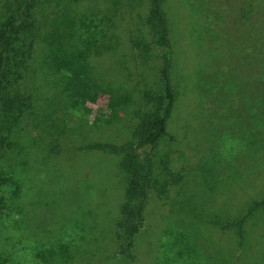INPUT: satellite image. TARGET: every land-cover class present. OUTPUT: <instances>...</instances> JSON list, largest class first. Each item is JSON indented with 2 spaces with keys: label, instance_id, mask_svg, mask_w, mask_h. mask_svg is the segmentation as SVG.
<instances>
[{
  "label": "rangeland",
  "instance_id": "1",
  "mask_svg": "<svg viewBox=\"0 0 264 264\" xmlns=\"http://www.w3.org/2000/svg\"><path fill=\"white\" fill-rule=\"evenodd\" d=\"M167 10L181 86L170 124L176 140L161 151L184 177L166 195L151 193L136 259L114 257L124 199L118 159L76 149L94 139L131 138L137 91L155 81V62L136 60L125 25L117 50L89 58L88 72L78 77L88 95L80 98L67 80L72 71H63V78L42 64L46 46L36 43L25 86L37 113L29 116L25 148L14 159L13 187L20 194L11 219L24 227L9 241L23 244L11 256L0 251V263H42L43 250L67 243L73 258L58 264H264V211L249 219L242 241L235 229L219 224L238 219L252 199L264 197V0H167ZM129 91L133 102L113 100ZM56 103L58 115L50 117L65 132L52 136L40 123ZM51 141L58 153L50 152ZM3 189L12 200L11 187Z\"/></svg>",
  "mask_w": 264,
  "mask_h": 264
},
{
  "label": "trees",
  "instance_id": "2",
  "mask_svg": "<svg viewBox=\"0 0 264 264\" xmlns=\"http://www.w3.org/2000/svg\"><path fill=\"white\" fill-rule=\"evenodd\" d=\"M143 7H146L145 11ZM124 27L130 47L136 51V60L143 65L155 62V81L152 86L144 85L137 91L139 104L134 111L137 123L131 138L121 143L94 139L76 147L79 151L102 152L118 159L124 199L114 226L117 239L114 257L136 259L135 247L146 222L151 193L156 191L159 196L166 195L171 185H177L183 179V173L169 166V153L161 151L162 145L176 140L170 124L179 104L181 86L177 41L167 0H0L2 253L11 256L14 249L23 244L19 241L11 245L9 241L14 229L24 227L21 220L18 224L19 220L11 219L18 208L14 202L15 195L20 194L17 187H13L17 166L14 159L25 148L22 131L28 130L25 125L29 116L37 113L34 95L25 86L36 43L42 42L46 46L43 47L46 54L42 64L61 72L63 78L67 76L63 71H72L67 80H72L73 96L80 98L88 95L85 87L80 90V82H83H79L78 77L88 72L89 58L117 50L122 45L121 31ZM133 96L129 91L111 97L122 103L124 99L134 100ZM78 98L71 97V101L78 102ZM62 99L67 106V99ZM59 106L60 103H56L54 109L42 114L45 119L40 124L44 133L53 136L56 131L65 132L59 121L50 117L58 115ZM51 143L48 145L50 152L58 153L60 149L55 141ZM157 163L161 167H157ZM4 185L15 193H11L12 200L6 195ZM260 211H264V197L252 199L246 212L238 219L220 220L219 224L224 230L235 229L242 241L247 222ZM9 218L12 223L6 224L5 219L9 222ZM67 248L68 244L63 243L58 248L43 250L42 263L69 261L73 257ZM7 262L8 258H5L4 264Z\"/></svg>",
  "mask_w": 264,
  "mask_h": 264
}]
</instances>
